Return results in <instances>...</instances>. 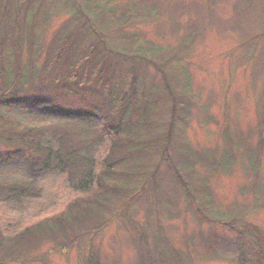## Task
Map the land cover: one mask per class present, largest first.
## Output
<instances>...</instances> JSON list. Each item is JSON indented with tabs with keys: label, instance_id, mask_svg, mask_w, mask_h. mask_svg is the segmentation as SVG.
Returning a JSON list of instances; mask_svg holds the SVG:
<instances>
[{
	"label": "rangeland",
	"instance_id": "rangeland-1",
	"mask_svg": "<svg viewBox=\"0 0 264 264\" xmlns=\"http://www.w3.org/2000/svg\"><path fill=\"white\" fill-rule=\"evenodd\" d=\"M93 1L104 9V14L112 15L110 19L116 24L111 20L106 26L99 27L95 21L99 11L96 12L94 6L89 10L90 4L86 0H0V37L5 33L2 30L4 23L6 27L17 29L12 31L10 41L2 43L5 56H9L11 48L17 45L15 41L20 38V43L23 42L19 60L21 69L24 73L36 72L54 38L79 23L103 31L106 54L109 49H114L128 55L135 46L151 44L155 53L150 62H135L136 67L140 65L139 70H144L149 80L153 79L159 85L160 72L173 77L174 88L179 85V80L190 100H184L189 114L172 118L174 112L170 103L159 97L155 119L158 126L153 127L156 131L170 128V148L166 156L174 164L180 165L176 160L177 148L171 147L181 146L185 155L197 158L195 162L190 160L193 177L204 179V182L199 179L197 185L206 193L204 201L213 205L203 207L202 203L201 206V213L208 218V223L185 207L181 194L175 189L176 184L170 180L171 175L166 173L167 164L160 161L159 152H153L148 165L159 164L156 179L166 190V197L172 194L175 197L176 206L170 214L153 201L156 204L147 219L146 205L154 199L137 193L126 211L131 217L126 224L115 216L122 197L114 199L108 207L113 213H108L111 221L97 235L83 236L85 232L76 241L68 238V244L61 247L54 241V236L42 231L36 246L27 231L25 242L20 237L10 245L6 239L8 246L0 249V264H88L87 258L94 257L98 264H137V251L122 223L131 230L132 239L133 228L139 227L140 233L143 230L148 235L160 229L170 247L182 251H186L185 238L188 245L191 244L189 237L194 238L198 245L190 250L191 264H235L237 254L233 238L212 222L242 217L264 231V202L260 193V190L264 192V0ZM109 10L112 12L108 13ZM75 14L80 16L78 20H73ZM3 16L4 21H1ZM26 27L33 29L31 34ZM94 33L81 37L78 44L97 43ZM33 37L42 45L37 58L34 51H28L26 47ZM28 60L34 63L29 70L25 69ZM175 64L178 74L173 68ZM170 66L173 72H169ZM122 68L127 69L128 62ZM175 91L178 94L177 88ZM56 92L54 87L39 89L37 93L17 86L10 95L9 100L12 98L13 101L7 103L9 115L21 125L35 128L42 137L43 146L52 148L57 128L59 136H74L76 143L86 141L89 147L84 153L99 157L103 144L93 140L92 124L75 115L81 114L80 106L89 99L61 101L56 98ZM162 102L165 104L160 105ZM97 106L100 108L101 104ZM139 117L140 112L134 111L130 120L140 121ZM257 150L259 164L256 162ZM29 160L25 156L22 162L16 157L0 162V174L29 180L33 185L26 201L0 210V217L5 213L9 217L6 232H13L16 226L19 232L24 224H44L61 208L66 197L64 178L54 174V163L51 162L52 169L39 174L28 170ZM83 226L91 227L86 221ZM198 236L217 239L221 245H218L219 252L216 253L214 248L206 250L203 246L201 249ZM147 240L151 241L150 238Z\"/></svg>",
	"mask_w": 264,
	"mask_h": 264
},
{
	"label": "trees",
	"instance_id": "trees-1",
	"mask_svg": "<svg viewBox=\"0 0 264 264\" xmlns=\"http://www.w3.org/2000/svg\"><path fill=\"white\" fill-rule=\"evenodd\" d=\"M86 2L90 4L89 10L94 6L95 11H99L95 16L99 27L106 26L112 20L110 19L112 15L104 14V9L96 2L93 0ZM110 12L112 11L109 10L108 13ZM73 17V20L80 18L77 14ZM1 21H4V16ZM112 24H116V21L112 20ZM18 27L22 28L20 25ZM2 30L5 33L0 37V162L14 157L19 160L18 162H22L27 156L30 159L27 161L28 170L39 174L52 169L51 162H53L54 174L64 178L66 185L63 191L66 192V197L61 202V208L53 217L45 220L44 224L38 222L28 226L24 224L19 232L17 226L13 232H6L10 223L7 213H3L4 217H0V249L4 245L8 246L10 242V245H13L20 237H23L25 242L27 238L25 234L28 232H30L28 236L33 237L31 240L36 246L42 231L48 233V236H54V241H57V245L61 247L68 244V238L76 241L85 232L83 236L97 235L111 221L108 213L111 215L113 213L108 207L114 199L121 197L122 202L116 208L115 216L121 222L125 221L129 224L131 217L129 218L126 211L137 193L147 194L154 199L146 205L144 214L147 219L151 216V208L156 204L153 201H157L162 205V209L170 214L172 207L176 206L175 197L173 194L166 197L164 195L167 193L166 190L161 188L156 179V175L159 174V164L148 165L153 152L155 154L159 152L160 161L167 164L166 173L171 175L170 180L176 184L175 189L181 194L185 207L193 210L200 220L208 223V218L201 213V206L202 203L203 207L213 205L204 201L207 197L206 193L197 185L199 179L203 182L204 179L197 177L195 180L193 177L194 168L190 160L195 162L197 158L185 155L181 151L184 149L181 146L171 147L177 148L174 152L180 165L174 164L172 159L169 160L166 156L170 148L168 141L170 128L166 131L155 129L158 126L155 119L159 97L166 98L170 103V109L174 112L173 118L180 114H189L188 105L184 101L188 99L189 93H184L178 80L179 85L175 88L179 92L176 94L172 86L175 84L173 77H168L166 73L160 72V87L158 82L149 80L144 70H139L140 65L136 67L135 62L138 64L140 61L145 64L150 62V57L155 53L151 44L145 43V47L135 46L134 51L128 55L114 49H109L106 54L103 31L89 29L79 23L74 29L64 31L62 35L59 34L54 38L44 53L46 56L39 70L24 73L19 61L22 54L23 42L20 43L22 40L18 38L15 41L17 45L14 44L15 47L11 48L8 57L5 56L6 51L2 44L10 41L12 31L16 32L17 29L6 27L4 23ZM26 31L31 34L30 31L33 29L26 27ZM93 32L96 33L97 43L88 46L78 44L81 37L91 36ZM34 42L37 44L35 45ZM26 47L28 51H34L36 58L42 51V45L34 37ZM28 61L29 63L25 65L27 70L34 67L33 61ZM125 62H128V68L124 70L122 66ZM171 68L172 66L169 72H173ZM173 68L177 73V64ZM17 86L27 87L37 93L39 89L54 87V91H57L56 98L61 101L70 98L75 101L80 97L89 99V101L83 99L85 102L80 106L83 110L81 114L75 115L81 117L83 122L92 124L95 131L93 140L103 144L99 157L94 158L84 153L89 147L86 141L76 143L74 136L73 138H68V134L59 136L57 128L54 130V148L43 146L42 137L35 128L25 127L17 120H12L7 103L12 100V98L9 100L10 95ZM188 101L190 102L189 99ZM98 103L101 104L100 108L97 106ZM164 104L162 102L160 105ZM134 111L140 112V121L130 120ZM262 113L264 115V112ZM256 152L258 153V150ZM256 162L259 164V153ZM0 175V210L28 199L30 190L33 189L29 180ZM260 193L264 202V192L260 190ZM103 210L107 211L106 214ZM84 221L91 227L85 228ZM212 223L221 226L225 233L233 238L237 254L235 264H264V231L245 222L242 217H232L229 221ZM122 224L129 235L132 247L137 251V264H191L190 250L198 245L194 238L189 237L190 245L185 238L186 251H182L170 247V243L160 229L148 235L143 230L140 233L139 227L135 228L136 230L133 228L132 239L131 230L129 231L126 224ZM147 238L151 241L149 242ZM198 239L201 249L203 246L206 250L214 248L217 249L216 253L219 252L221 245L214 237L198 236ZM87 259L88 264H98L96 257Z\"/></svg>",
	"mask_w": 264,
	"mask_h": 264
}]
</instances>
